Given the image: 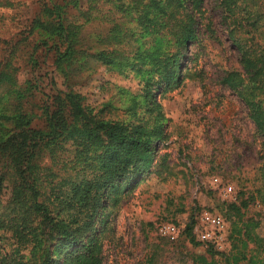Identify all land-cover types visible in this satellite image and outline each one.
<instances>
[{"label":"rangeland","instance_id":"rangeland-1","mask_svg":"<svg viewBox=\"0 0 264 264\" xmlns=\"http://www.w3.org/2000/svg\"><path fill=\"white\" fill-rule=\"evenodd\" d=\"M65 1L70 2L0 0V76H9L0 86V136L16 126L21 114L26 126L42 133V140H52L39 142L24 185L33 186L45 205L62 209L60 217L65 218L68 209L63 201L71 185L91 182L101 173L109 146L100 140V146L81 153L74 139L78 120L71 115L70 95L90 122L129 129L145 126L147 131L160 127L149 172L121 189L113 207L108 199L102 264H196L195 256L210 245L214 264H234L239 253L246 259L237 264L262 257L254 243L242 249L236 231L243 222L252 221L259 223L256 232L264 238V205L257 197L258 190L264 191V146L242 101L219 82L223 70L242 68L238 52L221 29L215 0L204 5L214 37L205 35L202 49L190 48L200 53L192 68L200 77L187 78L181 87L165 93L161 86L152 90L150 99L144 48L127 30L133 27L122 26V44L110 46L106 38L111 28L110 0H98L92 10L90 0H79L77 8V3L64 5ZM249 4L261 27L255 36L264 39V0L243 3ZM56 5H63L70 23L81 25L73 53L60 60L57 49L48 48L56 43L50 27L56 20L51 13ZM84 11L92 18L83 16ZM113 18L121 21L119 13L114 12ZM246 30L251 29L246 26ZM132 32L140 36L139 30ZM57 110L63 116L59 136L50 134L54 122L49 117ZM5 164L0 156V172ZM12 178L0 195V220L6 223L21 217L20 208L32 201L26 189L14 200ZM244 203H248L245 209ZM231 204L240 207L239 214ZM206 213L220 218L222 229L204 224ZM206 232L210 236L203 238Z\"/></svg>","mask_w":264,"mask_h":264},{"label":"trees","instance_id":"trees-1","mask_svg":"<svg viewBox=\"0 0 264 264\" xmlns=\"http://www.w3.org/2000/svg\"><path fill=\"white\" fill-rule=\"evenodd\" d=\"M97 1L90 0L91 10ZM206 1L110 0L108 14L111 28L106 38H110V46L122 44V26L125 24L127 27L132 26V30L140 31L137 38L127 28L133 40H139L140 47L144 48L141 54L149 67L145 70L148 75L145 85L149 99L153 98L152 90L156 91L161 86L166 87L163 91L165 93L181 87L187 78H194L195 75L200 77V72H192L200 53H194L190 48L195 46L202 49L205 35L206 39L214 37L213 22L205 15ZM246 2L248 0H215L214 7L217 9L221 29L226 33L230 45L238 52L242 68L223 70L219 82L242 101L264 146V39L255 36L261 28L257 26L259 17L248 10L253 7L252 4L248 7L243 5ZM66 3H77V8L79 0L65 1L64 5ZM62 6H53L51 11L56 17L55 23L50 26L56 43L55 46L48 44V48L57 49V60L73 53L81 34V25L70 23ZM114 12L120 14L121 21L113 18ZM82 15L92 18V14L86 11ZM246 26L251 30H246ZM110 57L112 60V54ZM8 80L9 76H0V86ZM69 97L73 100L71 115L78 120L74 127V139H77L81 153H87L90 147L100 146V140L109 146L100 164L101 173L91 182L82 180L71 185L67 199L63 201L68 215L61 218L62 209L57 211L50 204L45 205V202L39 200V194L33 186L24 185L27 172L34 168V151L44 136L26 126L25 116L22 118L21 114L18 115L16 126L0 136V156L6 159L5 168L0 172V195L4 183L13 177L10 181L16 186L14 200L18 198L16 195L21 196L23 189H26L29 194L32 193L33 202L27 201L24 210L20 208L21 217L16 216V221L13 219L6 223L5 220H0V264H102V240L107 229L105 211L108 210V199L110 207H113L123 192L121 189L127 188L138 177L149 172L155 140L160 137V132L156 129L160 127L147 131L145 126L129 129L113 123L90 122L82 105L72 96ZM62 117L61 110L50 115L49 119L54 122V125L50 124L51 135L59 136L61 133ZM45 141L42 140L45 144H50L52 140ZM30 183L32 182H28ZM257 197L264 205L263 190H258ZM247 205L248 203L242 204V208H247ZM230 206L240 213L239 206ZM72 212L75 214H71ZM32 221L37 225H32ZM259 226L256 222H243L242 227L236 231L237 242L242 249L246 250L249 243H254L263 254L262 257L256 255L251 258L250 264H264V238L256 232ZM37 232L40 234H36ZM237 242L234 249L239 248ZM26 251L28 252L25 253ZM64 252L66 254L62 256ZM214 255L210 245L206 252L195 256V263L214 264ZM245 259L239 253L233 257V263L237 264Z\"/></svg>","mask_w":264,"mask_h":264},{"label":"built area","instance_id":"built-area-1","mask_svg":"<svg viewBox=\"0 0 264 264\" xmlns=\"http://www.w3.org/2000/svg\"><path fill=\"white\" fill-rule=\"evenodd\" d=\"M203 223L206 225H209L214 228H221L223 227L222 221L217 216H212L210 214H203L202 216ZM210 235L206 232L204 235H202L203 238H208Z\"/></svg>","mask_w":264,"mask_h":264}]
</instances>
